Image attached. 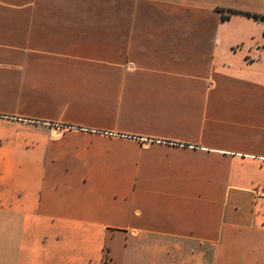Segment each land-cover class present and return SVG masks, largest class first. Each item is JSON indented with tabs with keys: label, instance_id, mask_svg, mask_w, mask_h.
Here are the masks:
<instances>
[{
	"label": "crops",
	"instance_id": "0c3cea01",
	"mask_svg": "<svg viewBox=\"0 0 264 264\" xmlns=\"http://www.w3.org/2000/svg\"><path fill=\"white\" fill-rule=\"evenodd\" d=\"M264 0H0V264H264Z\"/></svg>",
	"mask_w": 264,
	"mask_h": 264
},
{
	"label": "trees",
	"instance_id": "16d2710c",
	"mask_svg": "<svg viewBox=\"0 0 264 264\" xmlns=\"http://www.w3.org/2000/svg\"><path fill=\"white\" fill-rule=\"evenodd\" d=\"M218 11L222 14V20H227L232 14H240L264 22V15H257V14H252L250 12H241V11L225 10V9H218Z\"/></svg>",
	"mask_w": 264,
	"mask_h": 264
},
{
	"label": "built area",
	"instance_id": "2783aa9c",
	"mask_svg": "<svg viewBox=\"0 0 264 264\" xmlns=\"http://www.w3.org/2000/svg\"><path fill=\"white\" fill-rule=\"evenodd\" d=\"M252 195L255 203L264 200V186L262 187H255L252 189Z\"/></svg>",
	"mask_w": 264,
	"mask_h": 264
},
{
	"label": "rangeland",
	"instance_id": "374dc122",
	"mask_svg": "<svg viewBox=\"0 0 264 264\" xmlns=\"http://www.w3.org/2000/svg\"><path fill=\"white\" fill-rule=\"evenodd\" d=\"M109 263V253L105 252V257H104V262L103 264H108Z\"/></svg>",
	"mask_w": 264,
	"mask_h": 264
}]
</instances>
